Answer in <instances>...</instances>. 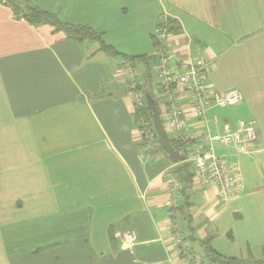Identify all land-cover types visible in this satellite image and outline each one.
Segmentation results:
<instances>
[{"label": "crops", "instance_id": "0c3cea01", "mask_svg": "<svg viewBox=\"0 0 264 264\" xmlns=\"http://www.w3.org/2000/svg\"><path fill=\"white\" fill-rule=\"evenodd\" d=\"M27 1L102 33L120 56L31 25L0 1V264H190L167 252L177 164L160 150L155 161L143 159L119 66L124 56L144 57L135 63L144 93L161 106L152 40L166 20L180 30L168 41L182 58L175 68L202 57L213 64L211 92L243 95L238 106L210 112L220 121L213 132L224 121L255 119L259 133L227 155L214 145L240 166V198L221 202L196 183L183 191L184 235L196 241L189 248L206 259L210 248L242 264L263 261L264 0ZM182 105L193 136L198 121ZM127 232L136 237L131 249Z\"/></svg>", "mask_w": 264, "mask_h": 264}, {"label": "built area", "instance_id": "2783aa9c", "mask_svg": "<svg viewBox=\"0 0 264 264\" xmlns=\"http://www.w3.org/2000/svg\"><path fill=\"white\" fill-rule=\"evenodd\" d=\"M168 26L156 31L154 41L157 56V89L161 103L162 121L170 140L180 144L179 153L185 157V162L193 167L194 181L200 187L215 189L218 199L227 203L241 197L244 182L240 166L225 157H219L215 150V143L222 146L242 148L258 140L257 121L255 119H237L234 122L224 121L219 133L213 132L212 127L220 121L218 116L210 117L213 109H231L243 102V95L238 90H230L224 94L211 92L206 84L207 75L213 69V64L202 57L186 68L178 70L182 58L177 54H168L169 39ZM175 65V67H174ZM121 74L128 81L130 97L137 112V134L143 145V159L155 161L160 150V143L153 121L143 113L147 108L145 93L140 80L131 64L124 60L120 63ZM186 101L197 119L200 132L189 136L187 134V118L183 110ZM170 177H173L170 175ZM183 184L172 178L169 185V225L171 237L169 239L170 260L180 257L190 264H214L212 259L204 258L185 243L183 224V210L181 196ZM136 242L132 232L123 235V244L131 249Z\"/></svg>", "mask_w": 264, "mask_h": 264}, {"label": "trees", "instance_id": "16d2710c", "mask_svg": "<svg viewBox=\"0 0 264 264\" xmlns=\"http://www.w3.org/2000/svg\"><path fill=\"white\" fill-rule=\"evenodd\" d=\"M1 2H4V0H0ZM7 4L9 5L17 17L23 18L27 23L34 25V26H50L54 28V33H64L65 36L67 37L68 40L75 41L77 43H85L89 41L93 42H98L100 44L101 50L110 53L111 55L118 57L120 56L119 53H117L112 47L108 46L104 41H103V34L96 32L93 28L89 26H75V25H69V24H64L57 19L53 17L50 13L44 12L40 10L39 8L32 6L27 0H6ZM163 26H168V32L171 35L172 33L177 34L179 33V29L177 26H175L174 22L172 20H166L165 22H161L157 30L162 28ZM156 30V31H157ZM156 34V33H155ZM155 37V35H154ZM153 37V45L155 49V57L152 58L153 60H156L157 64V56H156V48H155V41ZM169 41V39H168ZM167 52L168 54L172 55L168 48V42H167ZM144 57H127L124 56L122 57L121 60H124L126 62H129L133 68V70L136 73V77L138 80H140V83L142 84V89H143V82L141 77V73L139 72L138 68L136 66L137 60L141 61ZM150 59V58H149ZM144 60V59H143ZM142 60V61H143ZM129 88V85H128ZM130 92V89H129ZM158 108V111L160 115L162 116V111L160 108V104L157 101V99H154ZM141 112H137V115H139ZM143 113L146 115V117L152 121L151 116L149 114L148 108L143 110ZM137 118V117H136ZM137 121V120H136ZM137 126V124H136ZM172 145L178 150L180 144L174 140H170ZM142 144V143H141ZM142 150H143V145H142ZM160 151L164 153L160 146ZM176 169H174V176H176V179L182 182L183 188L185 191L186 188L191 187L194 185V170L193 167L188 164V163H181L179 165H176ZM207 246V245H205ZM208 255L207 257L209 259H212L214 264H242L241 261H237L235 259H223L219 255H217L215 252H213L210 248L207 250ZM253 264H264L263 261L255 262Z\"/></svg>", "mask_w": 264, "mask_h": 264}, {"label": "water", "instance_id": "95a60500", "mask_svg": "<svg viewBox=\"0 0 264 264\" xmlns=\"http://www.w3.org/2000/svg\"><path fill=\"white\" fill-rule=\"evenodd\" d=\"M145 99L162 150L168 155L170 161L173 164L178 165L184 163L185 157L179 153V151L172 145L170 141L154 98L151 96V94L146 93Z\"/></svg>", "mask_w": 264, "mask_h": 264}, {"label": "rangeland", "instance_id": "374dc122", "mask_svg": "<svg viewBox=\"0 0 264 264\" xmlns=\"http://www.w3.org/2000/svg\"><path fill=\"white\" fill-rule=\"evenodd\" d=\"M6 2H7V1L4 0L3 3L7 4L8 2H7V3H6ZM121 61H122V60L119 61V66H120ZM120 70H121V69H120ZM216 148H217L218 153H220V154H222V155H224V154L227 155V153H226V151H227L226 148H227V147L222 146V145H220V144H216ZM231 162L233 163L234 161L231 160ZM182 227H183V229H184L183 224H182ZM184 234H185V232H184ZM186 236H187V235H186ZM186 236H185V243H186L188 246H190V248H196V247H195L196 241H195V240H190L189 237L186 238Z\"/></svg>", "mask_w": 264, "mask_h": 264}]
</instances>
